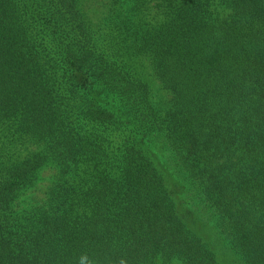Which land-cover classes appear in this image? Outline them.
<instances>
[{"label": "trees", "instance_id": "16d2710c", "mask_svg": "<svg viewBox=\"0 0 264 264\" xmlns=\"http://www.w3.org/2000/svg\"><path fill=\"white\" fill-rule=\"evenodd\" d=\"M264 264V0H0V264Z\"/></svg>", "mask_w": 264, "mask_h": 264}, {"label": "rangeland", "instance_id": "374dc122", "mask_svg": "<svg viewBox=\"0 0 264 264\" xmlns=\"http://www.w3.org/2000/svg\"><path fill=\"white\" fill-rule=\"evenodd\" d=\"M221 256H219V261H222L223 264H241L240 262L236 261L235 258H232L225 254L222 250H219Z\"/></svg>", "mask_w": 264, "mask_h": 264}]
</instances>
